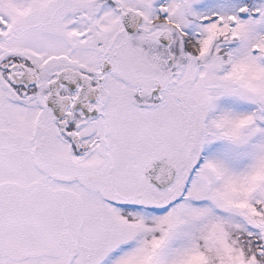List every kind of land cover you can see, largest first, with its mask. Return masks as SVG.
<instances>
[{
    "label": "snow or ice",
    "instance_id": "snow-or-ice-1",
    "mask_svg": "<svg viewBox=\"0 0 264 264\" xmlns=\"http://www.w3.org/2000/svg\"><path fill=\"white\" fill-rule=\"evenodd\" d=\"M0 264H264V0H0Z\"/></svg>",
    "mask_w": 264,
    "mask_h": 264
}]
</instances>
